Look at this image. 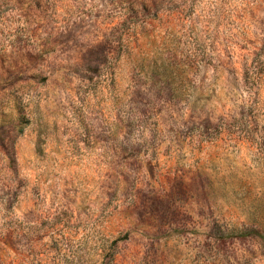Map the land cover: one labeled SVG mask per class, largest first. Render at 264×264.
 Segmentation results:
<instances>
[{
    "label": "rangeland",
    "instance_id": "obj_1",
    "mask_svg": "<svg viewBox=\"0 0 264 264\" xmlns=\"http://www.w3.org/2000/svg\"><path fill=\"white\" fill-rule=\"evenodd\" d=\"M0 264H264V0H0Z\"/></svg>",
    "mask_w": 264,
    "mask_h": 264
}]
</instances>
